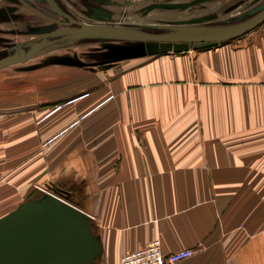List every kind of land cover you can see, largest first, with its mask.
<instances>
[{"label":"crops","instance_id":"crops-1","mask_svg":"<svg viewBox=\"0 0 264 264\" xmlns=\"http://www.w3.org/2000/svg\"><path fill=\"white\" fill-rule=\"evenodd\" d=\"M108 72L74 107L5 122V194L67 196L94 219L98 264L155 237L194 250L173 264H264V28Z\"/></svg>","mask_w":264,"mask_h":264},{"label":"rangeland","instance_id":"rangeland-1","mask_svg":"<svg viewBox=\"0 0 264 264\" xmlns=\"http://www.w3.org/2000/svg\"><path fill=\"white\" fill-rule=\"evenodd\" d=\"M29 1L37 5L39 10L55 14L46 0ZM62 1L80 21L137 27L151 32L235 23L264 8V0H203L192 6L181 3L195 0ZM168 1L175 5L145 13L148 6ZM91 15L101 19L92 18ZM54 16L61 19L56 14ZM103 17L111 21H105ZM62 27L64 25L34 13L18 0H0V58L14 52L20 45L30 47L45 32ZM263 28L264 21L246 34ZM122 47L141 52L157 49L153 42L77 36L47 44L29 61L0 70V216L9 212L15 200L24 201L38 197L47 190L53 191L44 185L35 184L28 193L5 194V174L7 176L14 172L13 169H5V122L14 121L18 119L19 113H30L33 109L48 111L59 104L74 107L75 104H66L67 100L104 83L112 76L109 69H100V65L123 61L121 57L125 55L119 52ZM48 146V143L43 142L42 160L47 159Z\"/></svg>","mask_w":264,"mask_h":264},{"label":"water","instance_id":"water-1","mask_svg":"<svg viewBox=\"0 0 264 264\" xmlns=\"http://www.w3.org/2000/svg\"><path fill=\"white\" fill-rule=\"evenodd\" d=\"M49 1L68 18L67 21L51 18L64 27L47 31L30 47L20 45L14 52L1 57L0 70L29 61L47 44L77 36L153 42L157 45V49L143 52L122 47L119 52L125 55L121 57L123 59L214 47L245 35L264 21L263 8L235 23L151 32L137 27L79 21L64 11L56 0ZM201 1L203 0L181 4L192 6ZM24 3L37 11L25 1ZM174 5L175 3L170 1L157 2L148 6L145 13H150L159 7ZM91 17L101 19L96 15ZM103 20L111 21L108 17H103ZM73 24L78 26H71ZM116 63L117 61L104 63L100 65V69H109ZM55 193L48 191L38 197L24 200L16 208L0 216V264L99 263L103 255V245L100 235L95 231L93 217L68 200L67 196L62 197Z\"/></svg>","mask_w":264,"mask_h":264},{"label":"built area","instance_id":"built-area-1","mask_svg":"<svg viewBox=\"0 0 264 264\" xmlns=\"http://www.w3.org/2000/svg\"><path fill=\"white\" fill-rule=\"evenodd\" d=\"M193 253V249L165 253L161 240L155 237L145 247L124 254L121 264H173L192 256Z\"/></svg>","mask_w":264,"mask_h":264},{"label":"flooded vegetation","instance_id":"flooded-vegetation-1","mask_svg":"<svg viewBox=\"0 0 264 264\" xmlns=\"http://www.w3.org/2000/svg\"><path fill=\"white\" fill-rule=\"evenodd\" d=\"M20 3H22L23 5H25L26 7H28L31 11H33L34 13H37V14H39V15H41V16H47V17H50V18H53V19H56V20H61V21H67L68 20V18L67 17H65V16H63L60 12H59V10L58 9H56L54 6H53V4L49 1V0H46L52 7H53V9H54V11H55V14L58 16V17H60L61 19H59V18H57V17H55L54 15L55 14H53V13H47V12H45V11H43V10H39V8L37 7V5H35V4H33V3H31L29 0H24L27 4H29L31 7H33L35 10H37V11H34L33 9H31L29 6H27L25 3H24V1H22V0H18ZM57 1V3L59 4V6L64 10V11H66L67 13H69L70 15H72L75 19H76V16L74 15V13L67 7V5L62 1V0H56ZM73 3H76L74 0H71ZM108 2V1H107ZM109 4L111 3V2H108ZM114 4V3H113ZM82 5L86 8V5L84 4V2L82 3ZM94 12H96V10L94 9ZM63 18V19H62ZM76 20H79V19H76ZM80 21V20H79ZM71 26H78L77 24H73V25H71Z\"/></svg>","mask_w":264,"mask_h":264},{"label":"bare ground","instance_id":"bare-ground-1","mask_svg":"<svg viewBox=\"0 0 264 264\" xmlns=\"http://www.w3.org/2000/svg\"><path fill=\"white\" fill-rule=\"evenodd\" d=\"M157 32H162V31H157ZM167 32V31H166ZM51 193H53V192H51ZM55 193V192H54ZM55 194H57L58 196H62V197H64V195H61V194H58V193H55ZM18 206V205H17ZM16 206V207H17Z\"/></svg>","mask_w":264,"mask_h":264}]
</instances>
